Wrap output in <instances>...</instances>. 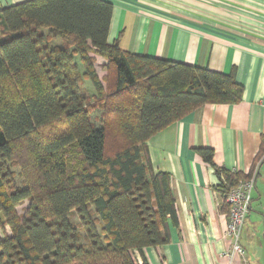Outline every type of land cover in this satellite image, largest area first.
<instances>
[{"label": "trees", "instance_id": "1", "mask_svg": "<svg viewBox=\"0 0 264 264\" xmlns=\"http://www.w3.org/2000/svg\"><path fill=\"white\" fill-rule=\"evenodd\" d=\"M111 12L103 0L0 10V264H147L143 250L167 245L177 217L170 176L153 171L146 142L203 105L241 101L233 71L109 45ZM196 153L223 202L256 163L243 175ZM263 154L264 140L256 160Z\"/></svg>", "mask_w": 264, "mask_h": 264}, {"label": "crops", "instance_id": "2", "mask_svg": "<svg viewBox=\"0 0 264 264\" xmlns=\"http://www.w3.org/2000/svg\"><path fill=\"white\" fill-rule=\"evenodd\" d=\"M25 1L0 0V10ZM103 1L112 5L109 45L221 74L233 71L243 90L237 105H203L146 142L153 171L170 176L177 217L176 226L168 223L167 245L143 250L147 264H264V154L256 160L264 140V0ZM197 149L211 150L213 164L229 172L246 175L256 162L242 257L227 256L228 208Z\"/></svg>", "mask_w": 264, "mask_h": 264}, {"label": "built area", "instance_id": "3", "mask_svg": "<svg viewBox=\"0 0 264 264\" xmlns=\"http://www.w3.org/2000/svg\"><path fill=\"white\" fill-rule=\"evenodd\" d=\"M256 169L249 178L240 180L225 195L224 204L228 207L227 223L223 230V237L229 244V258L242 257L243 249L240 246V236L250 211L251 195L254 189Z\"/></svg>", "mask_w": 264, "mask_h": 264}, {"label": "rangeland", "instance_id": "4", "mask_svg": "<svg viewBox=\"0 0 264 264\" xmlns=\"http://www.w3.org/2000/svg\"><path fill=\"white\" fill-rule=\"evenodd\" d=\"M56 42H54V41H52L51 42V44H57V45H59L60 44V42H59V40L58 39H56L55 40ZM98 66L99 65H97V68H98ZM97 70V73H98V77L99 78H101L102 76H103V72L98 68V69H96ZM86 88H88L89 86L85 83V85H84ZM27 204V202H25L24 204H23V206H21V207H19L18 209H17V211L18 212H21L22 211V209H23V207L25 206ZM9 234V229L6 227L5 228V230H0V237H2V235H8ZM242 238V237H241Z\"/></svg>", "mask_w": 264, "mask_h": 264}]
</instances>
